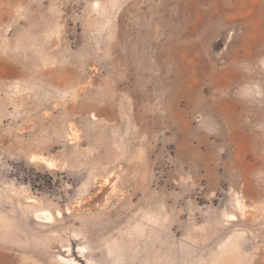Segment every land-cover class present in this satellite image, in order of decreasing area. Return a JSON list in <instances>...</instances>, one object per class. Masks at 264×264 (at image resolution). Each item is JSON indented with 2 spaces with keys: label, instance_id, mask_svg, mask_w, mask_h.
Instances as JSON below:
<instances>
[{
  "label": "rangeland",
  "instance_id": "obj_1",
  "mask_svg": "<svg viewBox=\"0 0 264 264\" xmlns=\"http://www.w3.org/2000/svg\"><path fill=\"white\" fill-rule=\"evenodd\" d=\"M0 264H264V0H0Z\"/></svg>",
  "mask_w": 264,
  "mask_h": 264
},
{
  "label": "bare ground",
  "instance_id": "obj_2",
  "mask_svg": "<svg viewBox=\"0 0 264 264\" xmlns=\"http://www.w3.org/2000/svg\"><path fill=\"white\" fill-rule=\"evenodd\" d=\"M41 213H42V212H41ZM44 213H45V211L43 212V215H44ZM37 214H38V213H37ZM37 214H36V216H37V218H38L39 215H37ZM39 214H40V213H39ZM45 214H46V213H45ZM59 214H60V213H59ZM46 215H47V214H46ZM40 216H41V214H40ZM44 216H45V215H44ZM44 216H43V219H45ZM48 216H49V215H48ZM51 216H52V215H51ZM51 218H53V217H51ZM51 218H50V219H51ZM41 219H42V218H41ZM50 219H48V220H50ZM46 222H48V221H46ZM85 250H87V249H85Z\"/></svg>",
  "mask_w": 264,
  "mask_h": 264
}]
</instances>
